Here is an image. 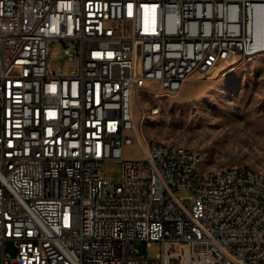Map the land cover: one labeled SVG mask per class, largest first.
Wrapping results in <instances>:
<instances>
[{"label": "built area", "instance_id": "obj_1", "mask_svg": "<svg viewBox=\"0 0 264 264\" xmlns=\"http://www.w3.org/2000/svg\"><path fill=\"white\" fill-rule=\"evenodd\" d=\"M262 14L264 0H0V264H264V179H212L197 153L140 138L133 111L153 84L175 95L264 54ZM55 42L68 72L49 68Z\"/></svg>", "mask_w": 264, "mask_h": 264}, {"label": "rangeland", "instance_id": "obj_2", "mask_svg": "<svg viewBox=\"0 0 264 264\" xmlns=\"http://www.w3.org/2000/svg\"><path fill=\"white\" fill-rule=\"evenodd\" d=\"M63 48L62 42L51 47L49 68L57 74L74 66ZM153 108L159 113L154 114ZM133 111L143 138L201 152L205 170L241 165L264 174V54L246 61L237 57L209 74L195 72L175 95H167L159 84H153L136 97ZM142 154L135 143L126 148L124 156L133 159ZM122 173V162H105L107 178L119 183ZM177 195L188 194L180 190ZM134 248L150 258L162 251L158 242L148 247L137 242ZM5 254L9 261L16 258L13 242L6 243Z\"/></svg>", "mask_w": 264, "mask_h": 264}, {"label": "bare ground", "instance_id": "obj_3", "mask_svg": "<svg viewBox=\"0 0 264 264\" xmlns=\"http://www.w3.org/2000/svg\"><path fill=\"white\" fill-rule=\"evenodd\" d=\"M256 42L258 45L264 46V15H260L259 16V22H258V26H257V34H256ZM158 110V109H156ZM154 112V111H153ZM138 135H140V138H143V136L140 134V132H138ZM148 140H155L153 138H147ZM156 144H158L159 146H164V147H168L169 149H171V151H178L181 153H197V168H199L201 170V172H205L207 173L209 176L212 177V179H221L222 176L225 175V168L223 169H219V170H205L203 168V156L201 154V152L184 147V146H176L167 142H161L156 140ZM240 166V171L242 172H247V173H251L253 175H255V177H260L262 179H264V174L261 172H258L256 170H254L251 167L248 166Z\"/></svg>", "mask_w": 264, "mask_h": 264}]
</instances>
